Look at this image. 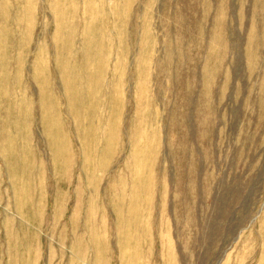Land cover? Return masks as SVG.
<instances>
[{
	"label": "rangeland",
	"instance_id": "obj_1",
	"mask_svg": "<svg viewBox=\"0 0 264 264\" xmlns=\"http://www.w3.org/2000/svg\"><path fill=\"white\" fill-rule=\"evenodd\" d=\"M0 264H264V0H0Z\"/></svg>",
	"mask_w": 264,
	"mask_h": 264
},
{
	"label": "bare ground",
	"instance_id": "obj_2",
	"mask_svg": "<svg viewBox=\"0 0 264 264\" xmlns=\"http://www.w3.org/2000/svg\"><path fill=\"white\" fill-rule=\"evenodd\" d=\"M141 183V182H140ZM143 186V185H142Z\"/></svg>",
	"mask_w": 264,
	"mask_h": 264
}]
</instances>
